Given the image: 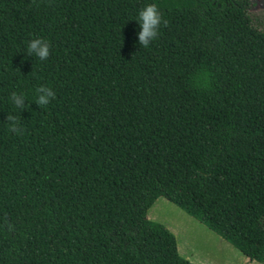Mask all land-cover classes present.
<instances>
[{"label": "trees", "instance_id": "1", "mask_svg": "<svg viewBox=\"0 0 264 264\" xmlns=\"http://www.w3.org/2000/svg\"><path fill=\"white\" fill-rule=\"evenodd\" d=\"M150 3L168 25L144 48ZM250 7L0 0V264H194L146 217L159 196L264 262V26ZM37 37L47 60L26 52ZM41 85L56 95L40 107Z\"/></svg>", "mask_w": 264, "mask_h": 264}, {"label": "rangeland", "instance_id": "2", "mask_svg": "<svg viewBox=\"0 0 264 264\" xmlns=\"http://www.w3.org/2000/svg\"><path fill=\"white\" fill-rule=\"evenodd\" d=\"M250 12L264 26V0H251ZM146 217L164 224L174 234L179 254L194 264H264L250 261L226 240L162 196L155 199Z\"/></svg>", "mask_w": 264, "mask_h": 264}, {"label": "clouds", "instance_id": "3", "mask_svg": "<svg viewBox=\"0 0 264 264\" xmlns=\"http://www.w3.org/2000/svg\"><path fill=\"white\" fill-rule=\"evenodd\" d=\"M138 21L141 28L138 33V40L139 44L144 48L149 47L150 43L158 37L162 23L164 26L168 25V21L163 18L160 9L155 3L147 4L139 11ZM50 48L51 45L46 39L37 37L28 42L26 52L28 55H34L44 61L50 56ZM36 92L37 98L35 102L40 107L47 106L56 95L52 88L44 85L39 86ZM10 99L16 108L20 110L25 108V97L23 94L12 92ZM6 120L9 131L17 135L23 134L24 128L16 115L8 114Z\"/></svg>", "mask_w": 264, "mask_h": 264}]
</instances>
